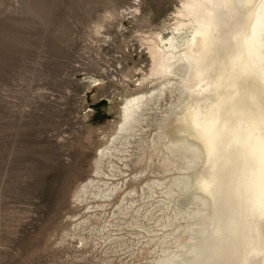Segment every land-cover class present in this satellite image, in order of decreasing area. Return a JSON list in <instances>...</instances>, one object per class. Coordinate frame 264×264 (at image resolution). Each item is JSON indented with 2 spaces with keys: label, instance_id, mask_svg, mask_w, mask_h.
Wrapping results in <instances>:
<instances>
[{
  "label": "rangeland",
  "instance_id": "rangeland-1",
  "mask_svg": "<svg viewBox=\"0 0 264 264\" xmlns=\"http://www.w3.org/2000/svg\"><path fill=\"white\" fill-rule=\"evenodd\" d=\"M132 1L137 14L122 13ZM179 1L0 0V264H147L162 246L174 248L172 239L146 241L194 207L192 196L169 199L156 187L112 219L87 212L72 193L94 175L103 135L126 99L155 89L144 37L169 34ZM166 94L143 137L178 101L177 91ZM178 158L164 170L155 159L145 176L169 181L183 172Z\"/></svg>",
  "mask_w": 264,
  "mask_h": 264
},
{
  "label": "bare ground",
  "instance_id": "bare-ground-1",
  "mask_svg": "<svg viewBox=\"0 0 264 264\" xmlns=\"http://www.w3.org/2000/svg\"><path fill=\"white\" fill-rule=\"evenodd\" d=\"M261 4L264 0H180L169 34L144 37L147 79L157 83L155 89L126 99L113 130L103 135L94 175L72 193L87 212L112 219L126 215L135 196L153 197L156 187L169 199L177 192L192 196L194 207L161 223L172 228L149 236L146 242L172 239L175 245L162 246L147 264H264ZM138 5L132 1L122 13L136 15ZM167 91H177L178 101L155 119L156 132L145 138L144 124ZM162 145L172 157L163 155ZM177 157L184 160L183 172L169 181L145 176L155 159L164 170ZM142 163L139 171L131 169Z\"/></svg>",
  "mask_w": 264,
  "mask_h": 264
},
{
  "label": "snow or ice",
  "instance_id": "snow-or-ice-1",
  "mask_svg": "<svg viewBox=\"0 0 264 264\" xmlns=\"http://www.w3.org/2000/svg\"><path fill=\"white\" fill-rule=\"evenodd\" d=\"M261 7H264V4H261ZM260 66H261V77L264 78V54L260 57Z\"/></svg>",
  "mask_w": 264,
  "mask_h": 264
}]
</instances>
